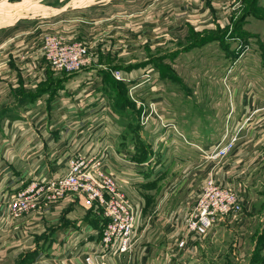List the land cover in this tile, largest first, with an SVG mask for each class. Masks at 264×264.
Returning a JSON list of instances; mask_svg holds the SVG:
<instances>
[{"label": "crops", "instance_id": "0c3cea01", "mask_svg": "<svg viewBox=\"0 0 264 264\" xmlns=\"http://www.w3.org/2000/svg\"><path fill=\"white\" fill-rule=\"evenodd\" d=\"M129 1L131 28L125 30L124 35L130 31L128 37L131 41L138 40L149 44L152 41L154 45L168 44L174 37L172 35H177L191 27L196 28L198 25L202 27L201 24L210 20L216 21L223 28H228L229 25L220 23L218 16V10H222L220 3L225 1L227 12L224 14L232 17L236 16L242 5H236L235 0H114L115 4L112 3L106 7L104 4L107 1L104 0H70V2L69 0H17L15 3L4 4L5 12H8L6 19H3L8 22L4 21L0 24V261L24 251L36 250V237L45 235L51 226L47 228L49 224L59 222L54 233L56 236L54 239L52 237V246L49 245L48 248L38 251L36 257L25 264H84L82 258H71L70 252L79 245L95 240L93 236H88L95 227L89 223L91 214L69 202L63 210L57 205L48 207L45 205L25 212L18 218L7 220L4 218L3 199L4 195L23 185L21 180L28 182L33 176L55 170L58 167V160L68 156L70 152L90 151L95 144L99 146L102 138L94 140V135L97 134L92 133L95 124L91 113L100 104L99 98H107L106 100H109L113 108L106 89L108 79L110 80L109 75L105 73L109 65L106 55L113 51L119 53V47L116 44L119 38H114L119 30H115L111 22L114 15L110 17L105 15L108 8L124 7ZM50 9H61L70 13L66 23L68 31H62V34L68 33L64 35L83 42L86 41L85 39L105 37L101 45L94 50V52L97 51L94 57L96 61H93L90 67L76 74L63 73L58 76V79L54 78V75L60 72L53 71L47 65L39 53L38 45L35 46L39 39L40 28H46L44 24L47 20L43 19L57 16L48 14ZM9 11L12 14H9ZM11 15L13 17L10 20ZM116 19L121 22L129 20L121 17ZM48 21L49 24L46 25H51L50 20ZM204 26L208 25L204 24ZM116 36L122 37V33ZM154 37L156 40L153 39ZM15 62L16 66L20 62L21 71L18 67L12 68ZM52 73H55L54 77ZM250 99L249 95L246 100L244 99L240 115L243 118L248 112L246 109L251 112L256 111L254 120L248 122L245 127L251 124L256 125L263 135L261 137V134L257 136L247 131L248 135L242 141L245 148L235 149L225 164L220 167L222 170L217 173L219 181L240 185L244 198L246 196L243 191H247V196L251 194L257 197V190L253 188V183L256 181L257 174L264 171L262 143L264 107L254 106L253 101L248 102ZM114 112L124 129L114 140L116 152H113L115 158L111 160V169L116 173L130 176L132 180L130 186L140 191L146 180L145 174L152 168L153 163L149 165L146 172H141L139 164L134 165L127 160L121 161L119 151L122 153L125 150L126 146L122 138L130 120L124 118L122 112H120L121 116L115 110ZM29 113L34 115L43 113L44 117L42 120H32L27 116ZM15 120L22 124L23 134L17 135L22 142L16 145L14 154L10 155L8 150L10 136L7 129ZM169 149L171 150V148L167 150ZM180 160L184 162L181 166L187 162V159L183 157ZM173 166L166 169L163 167L164 179L165 177L166 179L160 184L165 193L171 188L170 184L174 180L172 178L176 175ZM246 169L247 173L244 172ZM156 170H158L157 166ZM158 189H160L159 186ZM170 190L171 192L167 193L168 197L162 202L161 210L157 208L160 212L164 210L163 230L156 234L155 220L144 224L147 231L138 232L136 239L138 237L139 239L132 252L113 259L112 264H183L195 255L196 246L193 240L187 241L184 247H179L177 240L181 236L175 240L171 238H174L181 230L186 231L185 214L180 210L188 203L192 205L195 203L196 199L191 197L195 196L197 190L180 200L177 197L180 188ZM189 199L192 202H189ZM145 201L144 213L147 206L151 204L150 200ZM61 232L66 234L64 240L62 237L57 239ZM141 234H144L143 238H140ZM78 236L81 240L77 239Z\"/></svg>", "mask_w": 264, "mask_h": 264}, {"label": "rangeland", "instance_id": "374dc122", "mask_svg": "<svg viewBox=\"0 0 264 264\" xmlns=\"http://www.w3.org/2000/svg\"><path fill=\"white\" fill-rule=\"evenodd\" d=\"M104 1H107L104 4L105 7L114 2V0ZM8 2L15 3L17 0H0V24L4 21L8 22L4 20L8 11L5 12L6 8L3 7ZM112 8L107 9L105 17L114 15L111 22L113 23L112 27L115 26V30H119L114 35L115 39L119 38L116 43L119 53L113 51L106 55L109 63L107 71L121 69L124 74L132 72L135 79L128 82L110 78L106 89L113 104L112 109L120 116V112H122L124 118L130 120L122 138L124 144L134 142L138 161L142 162L141 159L147 156L145 161L153 163L152 168L145 174L146 180L143 183V188L141 187L140 191L133 189L135 194L132 196L135 199L151 201L142 215V221L146 224L155 220L154 231L158 234L163 230L165 223L162 217L164 210L162 209L160 212L157 208L161 210L162 202L168 197L167 193L171 192L170 189L180 188L177 196L179 200L197 190L195 196L191 197V199H196L201 185L209 173L211 171L220 172L222 170L220 167L235 151L233 150L223 160H206L203 153L194 145L203 149L216 145L227 126L231 127L228 115L232 108L234 115L242 118L240 115L242 103L248 95L251 98L248 102L253 101L254 106L264 107V0H243L241 10L234 17L224 14L227 12V4L224 1V3H220L222 10H218V16L220 23L229 25L228 28H223L216 21L210 20L201 24L202 27L198 25L196 28L191 27L177 35H172L173 39L165 45H154L152 41L150 44L138 40L131 41L128 37L130 31L125 34L126 36L124 35V31L131 28L129 24L131 21L130 1L124 7ZM9 14L12 12L9 11ZM48 14L57 16L43 19L47 20V23L44 24L46 28H40L39 39L35 44V46L38 45L40 54L42 38L46 33L68 31L66 23L70 18L69 12L50 9ZM12 17L13 15L10 20ZM119 17L129 20L121 22L116 19ZM48 20L51 25H46L49 24ZM204 24L208 26H204ZM63 33L68 35V33ZM120 33H122V37L116 36ZM153 39L156 40L155 37ZM85 40L88 43L100 40L102 43L105 37ZM94 50H96L95 47L92 49V54L95 57L97 51L94 52ZM40 60L42 59L40 58ZM43 60L45 59L43 58ZM17 67L21 71L20 62L17 66L15 62L12 68L17 69ZM150 72L156 73L154 83H150L153 77L145 78V74L150 75ZM63 73L67 72H60L54 75L55 77L53 76L55 73L51 75L58 79V76ZM132 84H139V87L136 88L141 96L139 98L165 100L162 103L164 114L176 120L178 127L192 145L187 144L181 147L173 144L170 146L171 150L166 149L162 154H160L161 151L153 150L154 136L148 129L141 128L139 124L140 112L136 110L135 103L128 95ZM120 102H124V106L119 105ZM253 112V115H250L252 112L248 115L249 122L255 118L256 111ZM43 115V113L35 115L29 113L27 116L32 120H42ZM21 128L22 124L16 120L8 126L10 155L14 154L16 145L22 142L19 136L17 137L18 134H23ZM247 131L255 133L257 136L261 134L262 137L263 135L256 125L251 124L249 127H245L240 134L241 139L236 149L238 147L245 148L242 141L247 137ZM262 143L264 148V140ZM181 148L184 149L181 151ZM181 157L187 159L183 166H181L184 164L180 160ZM158 163H163L162 168L159 169H162L161 171L156 170ZM114 164L116 165L115 161ZM169 166H173L176 175L172 178L174 180L170 184L171 188L165 193L160 183L166 179V177L164 179L163 167L166 169ZM244 172L247 173V169ZM253 186L257 190V197L255 198L251 194L247 196V191H243L246 198L243 209L237 216L219 220L205 236L198 240L191 235L187 236L186 231L182 232V230L174 238H171V240H175L181 236L177 242L185 237L188 242L191 240L195 242V255L183 264H264V171L257 174ZM156 190L158 191L155 192ZM191 199L188 201L192 202ZM189 206H192V203L185 205V207ZM183 208L184 206L181 207V213ZM58 224L59 222L49 224L47 228L50 225L52 227L50 226L48 232L36 237V250L32 249L13 257H6L0 261V264H25L35 258L38 251L48 248L49 245L52 246L51 243L56 236L54 233ZM144 230L147 231L146 225H143L139 231L143 233ZM61 234L64 235L62 232ZM61 234L59 233L57 239H61ZM144 234H141L140 238H143Z\"/></svg>", "mask_w": 264, "mask_h": 264}, {"label": "built area", "instance_id": "2783aa9c", "mask_svg": "<svg viewBox=\"0 0 264 264\" xmlns=\"http://www.w3.org/2000/svg\"><path fill=\"white\" fill-rule=\"evenodd\" d=\"M242 1L235 0L234 3L241 5ZM100 45V40L88 43L61 32H49L42 38L41 55L53 70L76 74L93 64L92 49L94 47L97 49ZM110 72L119 81L130 82L135 79L132 72L124 74L121 69H111ZM155 75L156 73L150 72V75L145 74V78L153 77L150 83H154ZM138 87L139 84H132L128 95L140 110L141 128L148 129L154 136L153 150L161 151L162 154L164 147L166 150L173 144L181 147L191 144L178 127L176 120L164 114L163 101L160 98L159 100L139 98L141 97L139 90H136ZM106 99L99 98L100 104L91 113L95 124L92 133L97 134L94 135V140L102 138L99 146L95 144L90 151L70 152L68 156L58 160V167L55 170L33 176L28 182L21 180L23 185L4 195L3 199L4 218L7 220L18 218L25 212L45 205L47 207L57 205L63 210L69 202L78 205L85 212L92 211L93 214L100 216L102 218L100 224L93 226L94 229L88 235L93 236L95 240L79 245L70 252L71 258H82L84 264H112L113 259L132 252L138 232L144 225L142 215L146 201L132 196L135 194L133 191L135 188L130 186L132 183L130 176L116 173L111 169V160L115 158L113 152H116L114 140L121 135L124 128L119 124V117ZM246 110L248 112L244 114L245 116L238 118L232 108L228 115L231 127L227 126L216 145L208 149L194 145L203 153L206 160H223L236 149L241 139L240 134L250 120L248 115L251 111ZM253 114L254 112L250 115ZM84 133L85 131L83 135ZM125 146L124 152L119 151L121 161L139 164L141 172H146L151 161L135 160L137 150L134 142ZM162 164H157L158 170ZM244 201L240 185L219 181L217 173L211 171L203 181L195 203L182 210L185 214L187 236L191 235L196 240L202 238L219 220L237 216L243 209ZM65 237L66 234L62 236V240ZM77 239L81 240V237L78 236ZM186 242V237L180 240L179 247H184Z\"/></svg>", "mask_w": 264, "mask_h": 264}, {"label": "trees", "instance_id": "16d2710c", "mask_svg": "<svg viewBox=\"0 0 264 264\" xmlns=\"http://www.w3.org/2000/svg\"><path fill=\"white\" fill-rule=\"evenodd\" d=\"M105 73H107V74L109 75L110 78H113V79L115 80V78L111 75V72L106 71ZM108 75H107V76H108ZM123 103H124V102H122V103L120 102L119 105L124 106ZM134 105H136V104H134ZM135 107H136V106H135ZM136 110H137L138 112H140L139 109H136ZM146 158H147V156H144L143 159H141V161L144 162ZM135 160L138 161V156H137V154L135 155ZM138 162H140V161H138ZM88 213L92 215V218H90V222H89V223H91L92 225L98 226V225L100 224V221L102 220V218H101L100 216H97V215L93 214L92 211H89Z\"/></svg>", "mask_w": 264, "mask_h": 264}]
</instances>
